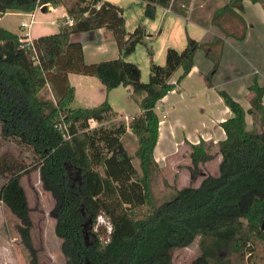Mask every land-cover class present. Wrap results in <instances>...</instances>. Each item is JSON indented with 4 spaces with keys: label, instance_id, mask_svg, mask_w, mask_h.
Returning <instances> with one entry per match:
<instances>
[{
    "label": "trees",
    "instance_id": "trees-1",
    "mask_svg": "<svg viewBox=\"0 0 264 264\" xmlns=\"http://www.w3.org/2000/svg\"><path fill=\"white\" fill-rule=\"evenodd\" d=\"M141 1L144 19L171 0ZM253 1L264 7V0ZM47 4L65 9L55 32L28 40L0 25V146L13 141L33 155L25 163L7 150L0 153V173L7 175L0 200L19 220L27 264H39L20 184L32 170H38L42 188L54 198L62 264H169L174 248L195 239L199 253L190 264H264V86L256 79L248 86L247 110L218 90L231 112L220 122L225 137L185 143L192 176L219 156L217 172L204 174L197 185L172 184L173 196L156 204L152 179L160 168L153 148L159 117L154 106L191 70L201 42L187 37L181 50L167 48L164 63L151 61L148 80L141 81L137 65L125 56L143 42L144 29L138 23L127 31L120 5L108 0H0V16ZM235 9L242 10V0L226 1L211 20L220 26L230 14L237 24L223 31L242 38L245 23ZM65 16L72 22L65 23ZM97 28L111 32L118 55L85 62L82 44L70 35ZM214 55L212 51L208 80L218 62ZM177 69L181 72L172 82ZM68 72L96 77L105 92L129 87L140 94L141 112L127 125H102L116 111L106 99L89 107L75 104ZM246 112L259 128L255 122L247 128ZM127 127L137 138L139 169L122 141ZM99 216L107 220L108 231L98 225Z\"/></svg>",
    "mask_w": 264,
    "mask_h": 264
},
{
    "label": "crops",
    "instance_id": "crops-1",
    "mask_svg": "<svg viewBox=\"0 0 264 264\" xmlns=\"http://www.w3.org/2000/svg\"><path fill=\"white\" fill-rule=\"evenodd\" d=\"M108 1L122 6L127 31L130 30L127 25L126 10L139 7L137 13L132 14L134 21L143 22L146 19L150 21L140 23L144 29L143 41L155 39L154 37H159V34L164 33V52L169 47L181 50L186 44L187 37L201 42V46L195 50L194 64L191 70L178 83H175L174 88L161 97L154 106L159 117V126L153 156L159 168L166 165V159L169 160L177 152L178 145H184L186 141L196 143L199 139H203L216 142L223 139L225 133L220 122L230 116L231 112L224 104L218 90L226 91L242 105L244 110H247L249 107L248 86L255 79L259 85L264 86L263 3L242 0V10L235 9L241 15L243 24L245 23L244 32L240 33L243 36L239 38L240 36H234L233 33L227 34L223 31V29H229L225 26L237 24L230 14L221 18L220 26L213 24L211 20L213 12L228 0H171L167 7L157 6L153 18L144 19L140 18L143 1ZM50 12H53L54 16L49 17ZM8 13L19 17L15 26L17 30L1 22L0 25L32 39L57 31L58 18L65 15V9L63 6L53 7L47 4L44 9L35 7L28 12L7 10L0 16V19ZM21 23L28 26H21ZM240 27L243 29L242 26ZM70 38L82 44L85 62H88V52H96V57H100L102 54L109 55L103 59L114 58L118 55L111 32L103 28L72 33ZM212 51L216 53L218 62L215 72L208 80L205 75L213 66L210 57ZM90 56L94 59L95 55L89 54ZM93 61L89 60V62ZM162 62L163 60L160 63ZM180 72V69L175 71L171 77L172 82L176 80ZM93 77L75 72L67 73L69 82L75 88V104L86 107L96 105L94 104L93 90L97 86ZM117 90H123L126 94L131 93L129 87L119 85L105 92V98L101 96V99L107 100L109 94ZM138 101L139 99H137L138 109L129 114L124 110L127 104L126 100L124 105L108 103L116 111L115 118L124 119L127 115L130 118L141 112ZM246 115L247 112L245 120ZM128 131L131 132L127 127L125 134ZM2 248L6 247L2 246Z\"/></svg>",
    "mask_w": 264,
    "mask_h": 264
},
{
    "label": "rangeland",
    "instance_id": "rangeland-1",
    "mask_svg": "<svg viewBox=\"0 0 264 264\" xmlns=\"http://www.w3.org/2000/svg\"><path fill=\"white\" fill-rule=\"evenodd\" d=\"M138 8H129L126 10L128 16V29L132 30L133 27L138 24V21H134L132 14H136ZM49 17L54 16L53 12L49 13ZM137 18V17H136ZM19 17L11 14H6L1 17L0 22L10 28H15ZM148 19L140 21L139 23H148ZM220 22V20H219ZM142 25V24H141ZM143 27V26H142ZM164 33L159 34V37L155 39H145L142 43H138L135 49L128 53L125 58L133 61L139 69V79L141 81H147L149 75L150 62L153 61L158 64H163L165 60L164 52ZM176 38V36H175ZM90 55H95L89 57ZM96 52H88V62L103 59L108 54H102L100 57H96ZM216 58V55H214ZM163 60L162 63H160ZM93 81L96 83V89L94 93V104L99 103L103 96L105 98V90L101 82L93 77ZM122 91V92H121ZM80 96V94H79ZM100 98V99H99ZM140 98V94H127L123 90H117L111 92L107 98L109 103H115L117 105H124L127 101L126 113H130L138 109L137 99ZM101 102V101H100ZM128 106V107H127ZM128 116V115H127ZM127 120L124 118H115L110 116L108 119L102 122V125L106 127L117 126L120 123L127 125ZM255 122V121H254ZM252 116L247 113L246 126L252 128L253 125H260L258 121L254 123ZM99 124V123H98ZM97 125V124H96ZM123 144L127 151L132 156V163L138 167V158L134 154L137 146V138L132 132H127L122 137ZM7 150L10 154L16 155L25 163L33 161V155L29 149L16 145L15 142L9 141L0 146V153ZM176 153L168 159H166V165H162L160 170L155 174L152 179V193L153 199L156 204H159L173 196V190L171 185L175 187H181L186 184L197 185L201 177L206 173H216L217 163L219 156L208 161L200 166L198 174L192 176L190 171V161L187 156L188 147L186 144L178 145ZM7 175L0 173V186L6 181ZM20 184L23 188L28 216L30 219V237L33 244V248L36 250L39 264H62L65 257L61 251V239L55 233V219L52 214V208L54 206V198L50 192L44 190L41 186L38 170H32L26 174H23L20 178ZM98 225L109 230V224L103 216L97 218ZM18 218L7 208L6 205L0 200V264H27L28 255L27 250L21 244L19 233L17 230ZM2 246L6 248H2ZM199 253L197 240H193L189 244L181 247L174 248L171 251V258L169 264H190L192 259Z\"/></svg>",
    "mask_w": 264,
    "mask_h": 264
},
{
    "label": "built area",
    "instance_id": "built-area-1",
    "mask_svg": "<svg viewBox=\"0 0 264 264\" xmlns=\"http://www.w3.org/2000/svg\"><path fill=\"white\" fill-rule=\"evenodd\" d=\"M65 23H71L72 22V20H71V18L69 17V16H65V21H64ZM21 26H28V25H26L25 23H21ZM23 36H25V35H23ZM26 37V39H28L27 38V36H25ZM29 40V39H28ZM128 117L127 116H125V119H127Z\"/></svg>",
    "mask_w": 264,
    "mask_h": 264
},
{
    "label": "water",
    "instance_id": "water-1",
    "mask_svg": "<svg viewBox=\"0 0 264 264\" xmlns=\"http://www.w3.org/2000/svg\"><path fill=\"white\" fill-rule=\"evenodd\" d=\"M42 9H44V7H41Z\"/></svg>",
    "mask_w": 264,
    "mask_h": 264
}]
</instances>
